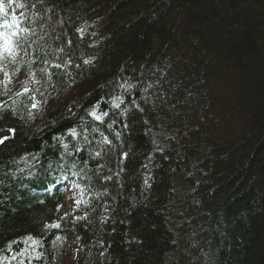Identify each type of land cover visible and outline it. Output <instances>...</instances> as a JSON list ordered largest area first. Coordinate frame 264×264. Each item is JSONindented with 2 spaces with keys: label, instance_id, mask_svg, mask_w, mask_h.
<instances>
[{
  "label": "trees",
  "instance_id": "1",
  "mask_svg": "<svg viewBox=\"0 0 264 264\" xmlns=\"http://www.w3.org/2000/svg\"><path fill=\"white\" fill-rule=\"evenodd\" d=\"M3 3L0 264H264V0Z\"/></svg>",
  "mask_w": 264,
  "mask_h": 264
},
{
  "label": "snow or ice",
  "instance_id": "2",
  "mask_svg": "<svg viewBox=\"0 0 264 264\" xmlns=\"http://www.w3.org/2000/svg\"><path fill=\"white\" fill-rule=\"evenodd\" d=\"M9 5L14 3V0H8ZM17 7H23L22 4L17 5ZM4 12V3L3 0H0V13ZM17 21V16L15 11L12 12V22L11 23H16ZM11 23L8 20H4L3 23H0V28H10ZM16 35V33L11 32H0V54L7 53L9 56L12 55L13 52V40L12 38ZM87 63V61H86ZM36 105L33 104V108H35ZM96 119H100L99 116L96 117ZM7 137H4L3 139H0V143H3L4 140H6ZM79 203V201L77 202ZM51 227L58 228L59 225H51ZM59 239V237L57 238ZM6 259V258H5Z\"/></svg>",
  "mask_w": 264,
  "mask_h": 264
}]
</instances>
